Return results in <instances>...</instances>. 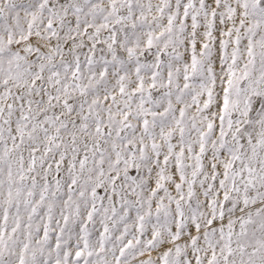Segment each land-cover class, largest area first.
Listing matches in <instances>:
<instances>
[{
	"label": "snow or ice",
	"instance_id": "snow-or-ice-1",
	"mask_svg": "<svg viewBox=\"0 0 264 264\" xmlns=\"http://www.w3.org/2000/svg\"><path fill=\"white\" fill-rule=\"evenodd\" d=\"M0 264H264V0H0Z\"/></svg>",
	"mask_w": 264,
	"mask_h": 264
}]
</instances>
